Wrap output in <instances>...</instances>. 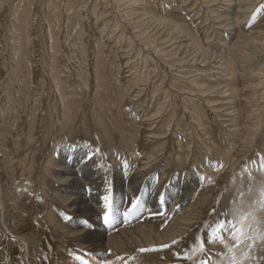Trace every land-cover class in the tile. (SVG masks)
Wrapping results in <instances>:
<instances>
[{"label":"rangeland","instance_id":"rangeland-1","mask_svg":"<svg viewBox=\"0 0 264 264\" xmlns=\"http://www.w3.org/2000/svg\"><path fill=\"white\" fill-rule=\"evenodd\" d=\"M216 2L0 0V264L226 260L220 243L192 249L224 213L243 227L232 210L260 207L264 0L239 4L233 29ZM77 161L94 188L61 170ZM83 186L93 218L70 202Z\"/></svg>","mask_w":264,"mask_h":264},{"label":"bare ground","instance_id":"bare-ground-1","mask_svg":"<svg viewBox=\"0 0 264 264\" xmlns=\"http://www.w3.org/2000/svg\"><path fill=\"white\" fill-rule=\"evenodd\" d=\"M211 2L212 1H217L216 3L218 4V5H220V4H222L221 5V8H222V10H223V13L221 14L222 15V19H223V21H224V23H225V25H226V27L228 28V29H233L234 27L233 26H231V24H233V13L235 12V9H236V12H237V10L239 9H241V6H239V4L241 5L242 3H246V4H249V1H255V0H210ZM259 3V2H258ZM250 5V4H249ZM250 7V6H249ZM243 12V11H242ZM150 18V17H149ZM221 18V17H220ZM161 23V22H160ZM160 27V26H159ZM157 29V28H156ZM160 30V29H159ZM233 32H234V30H233ZM172 33V32H171ZM172 36V35H171ZM182 36V35H181ZM180 35L179 36H174L175 38H180L181 37ZM184 37V36H183ZM253 44V43H252ZM256 44V43H255ZM250 45V44H249ZM255 46V45H254ZM257 46V45H256ZM258 46H259V44H258ZM227 48V47H226ZM259 48V47H258ZM186 49V48H185ZM79 151V150H78ZM261 151V150H260ZM62 152V151H61ZM67 152V151H66ZM84 152V151H83ZM58 153V152H57ZM62 153H60V156H62L61 155ZM85 154V153H84ZM57 155V154H56ZM67 156V155H66ZM84 156V155H83ZM66 158V157H65ZM52 159V158H51ZM80 160V159H79ZM78 160V161H79ZM78 161H77V166L76 167H72V168H67L66 166H64L66 163L64 162V161H61V163H59V164H63L64 163V165L62 166V168H61V170H63V171H65V172H69L70 174H73V175H70L69 176V180L71 181V182H74V183H78V184H83V185H88L89 186V188H91V187H93L95 184H97V183H100L99 182V180H98V178L99 177H96V174H95V171H93V172H89L88 171V169H86L85 167H83L82 165H81V163H78ZM57 163V162H56ZM92 163V162H91ZM88 164V163H87ZM68 165V164H67ZM259 167V166H258ZM261 169H262V167H261ZM260 170V169H259ZM256 171V170H255ZM264 171V170H263ZM252 172V171H251ZM96 173H97V171H96ZM260 173V172H259ZM95 175V176H94ZM117 175V174H116ZM92 176H94V177H96V178H93V181H90V178L92 177ZM254 176V175H253ZM184 177V176H183ZM258 178V177H257ZM261 179L263 178V176H261L260 177ZM259 178V179H260ZM131 179V181L129 180V182L128 183H126V184H129V186H131V187H133V189H135V191H137L136 190V188H137V186H139V184H140V181H138L135 177H132V178H130ZM101 180H102V178H101ZM126 180V179H125ZM150 180V179H149ZM250 180V179H249ZM256 180V179H255ZM263 180V179H262ZM151 181H152V183H151ZM151 181H147L146 182V184H147V190L150 188V190L152 189V194H154L153 196L155 197V199H157L158 197H159V192H161L162 191V188H160L159 187V185H151V184H153V182H154V180L153 179H151ZM204 181V180H203ZM164 182V181H163ZM199 182V181H198ZM197 181H196V183H198ZM252 182V181H251ZM261 181H258V188L259 187H261L262 185L264 186V182H261ZM204 183V182H203ZM112 184V183H111ZM205 184V183H204ZM203 184V185H204ZM261 186H260V185ZM103 185V184H102ZM187 185H189V184H187ZM202 185V184H201ZM153 186V187H152ZM162 186V185H161ZM177 186V185H176ZM84 188L83 189H80V191H78V192H76L75 194H73V196H71V198H70V202L72 203V204H74L75 205V207L76 208H78V209H85V210H88L89 211V213H90V215H91V217L89 216V218H93V214L95 215L96 214V211H97V208H96V206H94V200L88 195V193H86V191L87 190H89L87 187H85V186H83ZM104 187V186H103ZM186 187V186H185ZM184 187V188H185ZM188 187H190V186H188ZM94 188V187H93ZM155 188V189H154ZM258 188H256V189H254V190H257ZM262 188L263 187H261V189L260 190H262ZM132 189V191H131V193L134 191ZM120 190V189H119ZM253 190V191H254ZM264 190V189H263ZM92 191V190H91ZM90 191V192H91ZM99 191H100V189H99ZM259 191V190H258ZM94 192V191H93ZM96 192V191H95ZM102 192V191H101ZM92 193V192H91ZM122 193V192H121ZM181 193H182V191H181ZM180 193V194H181ZM252 193V192H251ZM94 194V193H93ZM180 194H179V197H180ZM186 194L187 193H182L181 195L183 196H186ZM254 194H255V191L250 195L251 196V200L253 199V197H254ZM99 195V194H98ZM129 195V194H128ZM176 195V194H175ZM187 195H189V194H187ZM190 195H192V193L190 194ZM189 195V196H190ZM194 195V194H193ZM181 196V197H182ZM184 196H183V199L182 200H184ZM247 196V195H246ZM249 196V195H248ZM257 196V195H256ZM256 196H255V198H256ZM259 196V195H258ZM95 197V196H94ZM161 197V196H160ZM143 200H144V198H145V195H143ZM248 198V197H247ZM246 198V199H247ZM258 198V197H257ZM256 198V200H257V203H259V201L258 200H260L259 198L257 199ZM95 199V198H94ZM96 199H97V197H96ZM99 199V198H98ZM152 199V198H151ZM154 199V198H153ZM131 200V199H130ZM160 200V199H159ZM178 199H176V201H177ZM181 200V201H182ZM158 200H155V203L153 202V200H152V202L151 201H149L150 203H149V205H150V209H149V211L147 212V214L148 213H152L153 211H157L158 209V207L159 208H161V206H162V204L161 203H159V204H157L156 202H157ZM166 201H168V198H166ZM180 201V202H181ZM148 202V201H147ZM161 202V201H160ZM179 202V203H180ZM253 202H255V201H253ZM252 202V203H253ZM124 203V202H123ZM244 203H247L246 201L244 202ZM256 203V204H257ZM120 204V203H119ZM256 204H254V205H256ZM96 205V204H95ZM125 205V204H124ZM123 205V206H124ZM165 205V204H164ZM247 206L249 205V203L248 204H246ZM258 205H260V204H258ZM146 206V205H145ZM246 206V207H247ZM165 207V206H164ZM170 207V206H169ZM249 207V206H248ZM247 207V208H248ZM166 208V207H165ZM255 208H256V206H255ZM113 209V208H112ZM116 209V208H115ZM258 208H256V210H257ZM178 210V209H177ZM245 210V209H244ZM249 210V209H248ZM255 211V210H254ZM159 212V211H158ZM243 212V211H242ZM245 212V211H244ZM100 212L98 211V214H99ZM117 213V212H116ZM257 213V214H256ZM263 213H264V209H261L260 207H259V209L254 213V214H256L255 215V219H256V221H259V225H257L261 230H264V215H263ZM145 214V213H144ZM141 215L140 214V218L141 219H144V217L145 216H147V214H145V215ZM86 215V214H85ZM97 215V214H96ZM95 215V216H96ZM234 217V216H233ZM232 217V218H233ZM121 218H123V217H121ZM239 218V217H238ZM98 219H99V217H98ZM171 219V218H170ZM235 219V218H234ZM90 220V219H89ZM96 220V219H95ZM125 220V219H124ZM236 220H238V219H236ZM91 221V220H90ZM93 221V220H92ZM80 222V221H79ZM96 222V221H95ZM252 221H251V219L249 218V220H248V222H246V224H245V226H243V228H244V230H245V232H249V234H250V230H249V228H248V224L249 223H251ZM78 223V222H77ZM125 224V223H124ZM240 224V223H239ZM76 225V224H75ZM121 225V224H120ZM240 225H243V224H240ZM255 225L256 224H253V227H255ZM79 227V226H78ZM84 227V226H83ZM90 227V226H89ZM99 227V226H98ZM241 227V226H240ZM112 230V229H111ZM96 231V230H95ZM100 231V230H99ZM89 232V231H88ZM101 232V231H100ZM106 233V232H105ZM103 234V233H102ZM101 234V235H102ZM227 234V233H226ZM225 234V235H226ZM106 235V234H105ZM111 235V234H110ZM123 236V235H122ZM228 236H229V234H228ZM116 237V236H115ZM226 237H227V235H226ZM230 237H231V235H230ZM230 237H228V238H230ZM24 237H22L21 238V241H23L24 242V240H22ZM159 238V237H158ZM228 238H226L227 240H228ZM232 238V237H231ZM230 238V239H231ZM112 241V240H111ZM232 241V240H231ZM233 243H234V241H232ZM141 243H143L142 242V240H141ZM225 243H226V241H225ZM108 244H109V242H108ZM227 244H228V241H227ZM230 244H232L231 242H230ZM106 245V244H105ZM105 245H104V247H105ZM111 245V244H110ZM87 246V245H86ZM109 246V245H108ZM223 246V245H222ZM104 247H102V248H104ZM93 248V247H92ZM91 248V249H92ZM222 248H224L223 249V254L221 253V255L223 256V257H225V259L226 260H224L225 261V264H228V262H229V253H228V250H227V248H225L224 246L222 247ZM260 248V246L258 245L255 249H258V250H260L259 249ZM93 249H95V248H93ZM105 249V248H104ZM254 249V250H255ZM98 250V249H97ZM103 250V249H102ZM245 249H244V245H241L240 246V248H238V249H236L235 250V255H236V257H237V259L239 260V259H241L242 258V255H243V251H244ZM253 250V252H252V254H251V258L254 256V254H256V251H254ZM88 251H89V249H88ZM92 251V250H91ZM94 251V250H93ZM104 251V250H103ZM263 252H264V250H262ZM259 252H261V251H259ZM76 254H77V252H75ZM84 253V252H83ZM217 253V252H216ZM225 253V254H224ZM86 254V253H85ZM88 254V253H87ZM218 254V253H217ZM216 254V255H217ZM258 254V253H257ZM260 254V253H259ZM89 255V254H88ZM170 255V254H169ZM221 255H219V256H221ZM74 256V255H73ZM90 256V255H89ZM77 257V256H76ZM94 257V256H93ZM92 257V258H93ZM87 258V257H86ZM89 258V257H88ZM91 258V259H92ZM121 258V257H120ZM119 258V259H120ZM218 258V257H217ZM219 258H221V257H219ZM96 259V258H95ZM213 259V258H212ZM90 260V259H89ZM97 260V259H96ZM118 260V259H117ZM214 260H216V258L214 259ZM214 260H212V262H215V264L216 263H220L222 260H220V261H218V262H216V261H214ZM219 260V259H218ZM87 261V260H86ZM224 261L223 262H221V263H224ZM67 262L68 261H64V262H62V264L63 263H65V264H67ZM72 262V261H71ZM74 262H75V260H74ZM89 262V261H88ZM93 262V261H92ZM110 262V261H109ZM119 262V261H118ZM249 262H250V259H246V260H244V262H243V264H249ZM95 263V262H94ZM93 263V264H94ZM100 263V262H99ZM96 264H97V262H96ZM105 264V263H104ZM108 264V263H107ZM116 264V263H115ZM212 264V263H211Z\"/></svg>","mask_w":264,"mask_h":264},{"label":"snow or ice","instance_id":"snow-or-ice-1","mask_svg":"<svg viewBox=\"0 0 264 264\" xmlns=\"http://www.w3.org/2000/svg\"><path fill=\"white\" fill-rule=\"evenodd\" d=\"M161 203L164 202V197L161 196ZM105 201V214L104 222L111 226L112 220L110 218L111 213V201L108 196L104 197ZM138 201L134 202L131 208L124 213L127 217L130 213L133 212L138 207ZM260 208L264 209V190H261V201ZM228 213H224V218H217L212 223L208 225L205 230V233L202 236L196 238V246L192 249V253L196 255H204L207 251V245L214 243H220L225 248H227L229 253V262L228 264H243L244 260L251 258L253 250L259 245L262 250H264V230H261L258 226L253 227V224L259 225V221H256L254 211H248L241 214L239 209H233L232 215L239 216V223L244 224L245 221H248L251 218V223L248 224L249 232H245L243 227H239L236 222H233L228 219ZM64 219L68 220L71 217L64 216ZM87 223V221H85ZM225 233H230L234 243L227 244L225 243ZM177 241L173 240L172 244H176ZM241 245H244V251L241 259H237L235 255V250L240 248ZM162 247L167 248L169 245H163ZM154 249H140L141 252L152 251ZM186 260L191 259V255L184 257ZM81 264H86L85 261H81ZM201 264H208L207 260L201 261Z\"/></svg>","mask_w":264,"mask_h":264}]
</instances>
